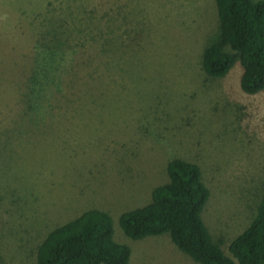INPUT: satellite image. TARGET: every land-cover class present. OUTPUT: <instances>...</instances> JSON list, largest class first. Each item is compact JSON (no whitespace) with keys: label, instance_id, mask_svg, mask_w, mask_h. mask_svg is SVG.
<instances>
[{"label":"rangeland","instance_id":"374dc122","mask_svg":"<svg viewBox=\"0 0 264 264\" xmlns=\"http://www.w3.org/2000/svg\"><path fill=\"white\" fill-rule=\"evenodd\" d=\"M83 4L100 11L89 33L111 13V52L71 30L45 111L20 127L37 41L55 13L73 20ZM218 40L213 0H0V264H37L48 232L91 209L111 213L133 264H197L167 234L133 240L118 222L151 201L175 158L202 169L203 219L228 253L264 197V91L241 90L239 61L205 74Z\"/></svg>","mask_w":264,"mask_h":264},{"label":"trees","instance_id":"16d2710c","mask_svg":"<svg viewBox=\"0 0 264 264\" xmlns=\"http://www.w3.org/2000/svg\"><path fill=\"white\" fill-rule=\"evenodd\" d=\"M213 1L219 40L204 50L202 69L209 77L221 78L239 61L241 90L248 95L261 93L264 91V0ZM82 6L86 9L75 8L81 15H73V20H70L71 12L64 16L55 13L46 32L50 39L37 41L43 50L18 91L21 106L29 102L20 110V127L26 125L24 120L34 121L43 112L41 100L48 90V81L58 71V61H62L61 53L67 45L64 38L71 30H77L94 46L111 52L114 34L110 28L111 13H107L108 19L101 13L95 23L98 31L95 35L89 29L99 18L98 6ZM166 173L168 181L153 189L148 204L120 215L119 226L127 237L141 240L167 234L197 264H264V197L250 225L232 240L225 253L203 219L210 190L200 166L175 158L168 162ZM37 264H133L132 249L115 240L114 219L109 211L91 209L48 232L38 246Z\"/></svg>","mask_w":264,"mask_h":264}]
</instances>
